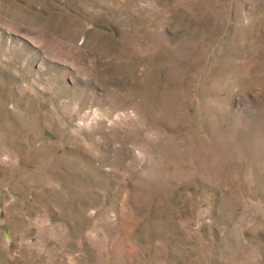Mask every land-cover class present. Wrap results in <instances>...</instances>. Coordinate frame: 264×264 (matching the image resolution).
I'll return each mask as SVG.
<instances>
[{
	"label": "rangeland",
	"instance_id": "374dc122",
	"mask_svg": "<svg viewBox=\"0 0 264 264\" xmlns=\"http://www.w3.org/2000/svg\"><path fill=\"white\" fill-rule=\"evenodd\" d=\"M0 264H264V0H0Z\"/></svg>",
	"mask_w": 264,
	"mask_h": 264
}]
</instances>
